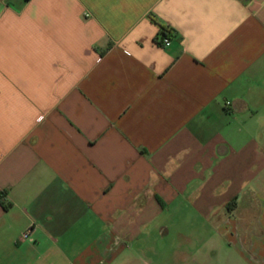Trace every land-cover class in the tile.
<instances>
[{
    "label": "crops",
    "instance_id": "0c3cea01",
    "mask_svg": "<svg viewBox=\"0 0 264 264\" xmlns=\"http://www.w3.org/2000/svg\"><path fill=\"white\" fill-rule=\"evenodd\" d=\"M0 264H264V0H0Z\"/></svg>",
    "mask_w": 264,
    "mask_h": 264
},
{
    "label": "built area",
    "instance_id": "2783aa9c",
    "mask_svg": "<svg viewBox=\"0 0 264 264\" xmlns=\"http://www.w3.org/2000/svg\"><path fill=\"white\" fill-rule=\"evenodd\" d=\"M161 43L164 45V46H169L170 45V41L168 38H165V37H162L161 38ZM30 232H31V225L27 226L21 233L20 235V239L21 240H26V239H29V236H30Z\"/></svg>",
    "mask_w": 264,
    "mask_h": 264
},
{
    "label": "rangeland",
    "instance_id": "374dc122",
    "mask_svg": "<svg viewBox=\"0 0 264 264\" xmlns=\"http://www.w3.org/2000/svg\"><path fill=\"white\" fill-rule=\"evenodd\" d=\"M170 232V234H169V238H177L178 237V232L177 231H175V230H170L169 231ZM183 234H186V233H188V234H193L194 233V231H191V230H185V231H183L182 232ZM199 237H203L204 239H208L209 237H210V235H208L206 232L204 233V235H200ZM217 239H218V236H217Z\"/></svg>",
    "mask_w": 264,
    "mask_h": 264
},
{
    "label": "trees",
    "instance_id": "16d2710c",
    "mask_svg": "<svg viewBox=\"0 0 264 264\" xmlns=\"http://www.w3.org/2000/svg\"><path fill=\"white\" fill-rule=\"evenodd\" d=\"M167 33H169V32H167ZM167 33H165V34H167ZM164 34V33H163ZM164 37V36H163ZM3 207L5 208V209H7L8 207H9V205H3Z\"/></svg>",
    "mask_w": 264,
    "mask_h": 264
}]
</instances>
